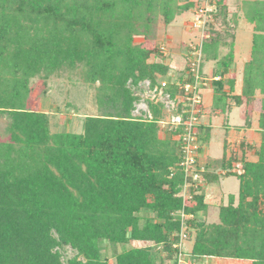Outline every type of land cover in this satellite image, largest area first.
Wrapping results in <instances>:
<instances>
[{"label":"trees","instance_id":"trees-1","mask_svg":"<svg viewBox=\"0 0 264 264\" xmlns=\"http://www.w3.org/2000/svg\"><path fill=\"white\" fill-rule=\"evenodd\" d=\"M194 7L190 0H0V117L7 118L9 134L0 142V264H110L102 242L113 247L115 264H178L182 211L194 215L186 219L191 262L264 264V108L260 145L240 144L238 170L232 169L237 153L221 159L224 174L211 164L194 168H205L206 185L221 177L240 181L238 196L229 195L214 223L198 218L207 209L206 193L191 177L194 206H185L181 128L161 134L159 102H149L150 119L133 114L141 83L154 89L167 80L164 92L174 97L176 81L185 78L180 72L174 78L164 61L150 62L163 57L160 47L136 39H155L160 18L168 26ZM242 10L255 31L242 96L254 98L247 81L264 76V0H245ZM220 16L228 27L224 0L212 21ZM214 34L204 43L214 52L221 44L231 48L220 60L226 73L233 42ZM214 52L203 61L216 59ZM64 67L85 68V81L99 83L101 113L87 116L79 133H52L49 114L34 107L30 95L33 78ZM216 84L219 95L223 84ZM242 96L232 99L238 104ZM223 97L216 100L224 103ZM67 247L74 257L64 258Z\"/></svg>","mask_w":264,"mask_h":264},{"label":"rangeland","instance_id":"rangeland-1","mask_svg":"<svg viewBox=\"0 0 264 264\" xmlns=\"http://www.w3.org/2000/svg\"><path fill=\"white\" fill-rule=\"evenodd\" d=\"M207 1L211 2V0ZM214 1L215 2L211 3L217 5V2H219L220 0ZM243 1L245 0H224L227 8V23H230L228 27H225L223 23V16H220L217 21H214L203 30L198 27H201L202 25V23L199 21L203 19L201 17L202 15L204 16V14L199 13L197 8L204 2V0H190V2L194 3L195 7L190 11L178 16L170 25L165 26V24L163 23V19L160 18L156 34L157 36L155 37V39L147 40L144 38H138L136 39V42L139 44L142 43L148 48L159 49V47L161 48V46L164 47L166 55L163 57L154 56L150 59V62L164 61L172 69V76L174 78H177L179 70H184L187 67L188 56H190L189 47L191 43H195L198 46H201V38H203L205 41L208 40V37L204 33L206 31L209 32L213 37L215 35V31L218 34L217 36H221L223 39L224 37L226 39H231V37L235 33L237 34V29L240 28V25L243 24V28L239 30L238 35H243L241 37H243L244 42L241 44H247V39H245L247 36L244 35H247L246 30L248 29V24H244L246 23V18L244 16V11L242 10ZM180 2L185 3L186 0H180ZM235 14L237 15L238 21H229V19H231ZM210 20H212V18H209V21ZM212 24L214 29L213 32H211L210 29L212 28ZM210 41H208V43ZM203 46H205L203 53L204 55L208 54L209 56H211L216 50L207 45V43H204ZM230 49L231 48H229L228 50L226 49L225 51L228 53L230 52ZM226 52L224 53L227 54ZM158 55L161 56V54ZM206 59L207 58H205L204 61L205 66L206 62L211 61V58H208L207 60ZM204 72L205 71L203 69V73ZM98 86L99 83L91 84L85 81V68L64 67L55 71L47 78H33L30 84V95L34 101V107L39 105L42 112L49 114L50 129L52 133L61 131L79 133L82 131V121H84L87 116H97L101 113L97 103ZM134 92L137 93V96L140 99L135 104V110L133 112L135 117H143V119L151 118V112L148 108V104L150 101H153L155 103L159 102L164 105L161 119L165 122L169 121L171 116L170 114H172V112L175 113L176 108H174L172 103L169 102L167 95L164 92L162 94V91H160L159 89L157 91L155 89H151L149 81L141 83L139 85V89L134 88ZM211 96L212 91L210 89L206 90L205 88L203 91V98H205L206 105L209 104V99H211ZM203 117L202 121L204 120ZM234 117L236 120H239L240 115H235ZM216 121L219 126L214 129V133L211 137L210 135L205 134L204 131L201 132L203 137V145L200 152L198 153V157L200 164H211V167L213 168H215L214 166L219 165V168L222 169L220 161L226 151L224 145L227 136L226 134L230 132L227 129V126L229 124L228 121H230L232 124H234V122L233 120H230L228 113L224 114V116H221ZM7 125V118L5 116L0 117V142L9 141ZM162 125L163 124H160L161 134L164 136V133L170 130L167 127L162 128ZM231 134L234 133L231 132ZM236 137V134L230 137L231 148L229 149V151H226L227 154L230 153L228 154L230 156L233 152H236L237 154L239 153L241 155V148H239V142ZM230 150L232 151V153ZM206 183L207 181L205 180L201 182V185H204L203 188L206 193V197L208 196L207 209L205 212L198 213L197 216L200 220H204L207 223L219 222L220 206L222 204L228 203L229 195H234L236 197L238 196L240 181L237 177H223L222 181L220 182L218 181L207 185ZM193 205L194 203H192V206ZM139 245L141 244H135V246ZM191 247L192 241H186L184 251L187 255V259L189 260L190 258L188 254L191 251ZM101 249L103 256L109 259L110 264H115L112 251L113 247L106 242H102ZM62 252L64 258L74 257L76 254V252H74L69 247L63 249ZM193 262H195V264H235L231 261L219 258H202ZM246 262L247 261L237 264H250V262ZM166 264H171V262L168 261L166 262Z\"/></svg>","mask_w":264,"mask_h":264},{"label":"crops","instance_id":"crops-1","mask_svg":"<svg viewBox=\"0 0 264 264\" xmlns=\"http://www.w3.org/2000/svg\"><path fill=\"white\" fill-rule=\"evenodd\" d=\"M244 24H248V29H249L248 30L246 28L247 35H244L247 36L245 38L247 39V44L245 45L241 44L244 42L243 37H241L243 35H238L239 30L243 28L242 26L243 24L240 25V21H239L240 28L237 29V34L235 33L231 37V39H226L225 37L224 39H222V42H226V43L233 42V60L231 65L228 67L226 73L222 63L220 62L221 58L226 55L224 53L226 52L225 50L229 49L225 45L221 44L219 50L217 52H214L217 53V57H215L216 59H211V61L206 62L207 67L203 65V69L205 71L204 75L207 78H210L211 80L209 86L206 87V90L210 89L212 91V96L211 99H209L208 105L205 104V98H204V109L202 113V117L204 116L203 117L204 120L202 121L201 118L200 129L202 128L203 129L202 131H204L205 134H208L211 137L212 134L214 133L213 132L214 129L219 126L216 120L221 116H224V114L228 113L230 120H233L234 124L228 121L229 124L227 126V129L230 132L226 134L227 136L224 144L226 151H229V149L231 148L230 137L234 136L235 134L239 142V148H240V144L243 142H245L248 146H253V147H259L261 142L262 129L260 127L259 120L264 108V93L262 92L264 91V76L260 79L255 80L253 83L249 81V79L247 81L248 87H253L256 89L254 98H246L242 96L245 87V69L253 59V47H254L253 35L255 33L254 26L251 25L247 20L246 23ZM262 52L264 56V45ZM218 82L223 84V89L221 90V92H219V95H217L216 92L218 88V85L216 83ZM222 95L224 96L223 98L226 97L224 99L225 100L224 103L221 102L220 100L218 101L216 100L217 97H222ZM232 96H242L244 98H242V101L237 104L232 99ZM235 115H240L239 120L235 119L234 117ZM231 132L234 134H231ZM226 151L225 154L227 156H230L228 155L230 153L227 154ZM240 153L241 155L238 153L239 161L233 164L232 169L234 171L238 170L242 165L240 159L243 157V151L240 150ZM253 154L254 151L252 152L250 149L246 150V155H248L251 159ZM214 167L215 168H212L211 170H213L217 174L220 175L225 173V170L223 168L220 169L219 165ZM222 178L223 177L219 178L218 181L219 182L222 181ZM224 178H228V177H224ZM206 203H208V196L206 197Z\"/></svg>","mask_w":264,"mask_h":264},{"label":"built area","instance_id":"built-area-1","mask_svg":"<svg viewBox=\"0 0 264 264\" xmlns=\"http://www.w3.org/2000/svg\"><path fill=\"white\" fill-rule=\"evenodd\" d=\"M204 3V4H203ZM201 5L197 8L199 13L202 15L199 22L202 23L201 29L208 27L213 21L212 13L214 12L216 5L210 1L204 0ZM210 31V30H209ZM209 38L210 33L204 32ZM204 36V35H203ZM201 46L195 43H191L189 47L190 56H188L187 67L184 70H179L180 73H185V78L183 81H176L177 91L176 96L172 97L169 92H164V89L170 84L167 80H162L161 86L154 88L156 91L159 89L167 95L169 102L172 103L175 109V113L170 114L169 121L165 122L161 120L160 124L162 128H169L170 131H181L178 133L177 138L181 142L184 152V159L181 163L185 171L186 185L183 190V197L185 201V206L188 208H193L192 196H189L187 189L189 190L191 184L189 183V178L193 179V182L197 186H201L202 173L206 172L204 167L194 171V168L199 162V155L203 142L200 138L199 127L201 126V118L204 109V98L203 91L211 82L210 78H207L203 73V45L205 40L201 38ZM160 52L163 56L166 55L164 47L161 46ZM164 106V105H163ZM182 228L180 233V243L175 245L181 251L178 255V264H195L187 259V255L184 251L185 243L188 239V225L186 219L194 218L192 213L187 214L186 211H182Z\"/></svg>","mask_w":264,"mask_h":264}]
</instances>
